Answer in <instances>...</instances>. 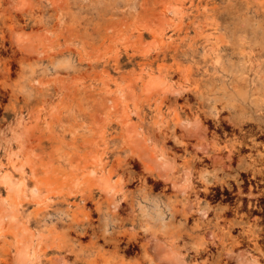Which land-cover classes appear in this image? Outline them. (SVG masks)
<instances>
[{
    "label": "rangeland",
    "instance_id": "1",
    "mask_svg": "<svg viewBox=\"0 0 264 264\" xmlns=\"http://www.w3.org/2000/svg\"><path fill=\"white\" fill-rule=\"evenodd\" d=\"M247 107L264 0H0V264H264L259 189L200 184Z\"/></svg>",
    "mask_w": 264,
    "mask_h": 264
},
{
    "label": "bare ground",
    "instance_id": "2",
    "mask_svg": "<svg viewBox=\"0 0 264 264\" xmlns=\"http://www.w3.org/2000/svg\"><path fill=\"white\" fill-rule=\"evenodd\" d=\"M256 104V103H254ZM254 111H260L261 108H258L257 106L255 108H253ZM252 107H247V108H241L240 112L235 115V118L232 120L233 128L231 127V129L235 130V128L238 130V132L240 134H237V137H235L234 141L231 142L230 144L224 145V147H226L223 150V147H217L215 149V151L211 154H207L206 157L209 158L210 164H219L220 169L223 171V177L222 179H220L219 177H216V174L214 173L212 175L213 179L210 180L209 176L207 177H200L201 179V185L203 186L204 190H207L208 188H210V184H214L216 185V183L224 186H232L230 182H228V179L232 180L240 189H242L241 186H248V188L250 189L249 191V195L252 197H254V194H257L259 196L264 197V188H259L260 184L264 183V155L260 152H258L255 156H253L252 154L249 153H245V149L249 148V149H258L257 143L255 142L254 139L256 136H254L256 134V130L255 127H260V129L263 131L264 133V119L262 118L261 114L259 113H253ZM218 112V111H217ZM247 112H250L249 114H247ZM253 114H256V116H254ZM221 117L216 115V121L220 122ZM224 119V117H222ZM210 119V118H209ZM214 119V118H213ZM226 119V118H225ZM227 120V119H226ZM225 120V121H226ZM223 121V120H222ZM229 122V121H228ZM227 123V122H226ZM221 124V123H220ZM229 124V123H228ZM247 125V126H246ZM229 126V125H228ZM217 127V126H216ZM230 127V126H229ZM225 129V128H224ZM236 130V131H237ZM259 130V129H258ZM259 132V131H258ZM233 133V132H232ZM235 133V132H234ZM237 133V132H236ZM261 135V134H260ZM263 135V134H262ZM258 136V135H257ZM186 143V142H185ZM211 146V145H210ZM216 146V145H215ZM260 147V146H259ZM261 149V148H260ZM251 151V150H250ZM207 153V152H206ZM199 159H202V157H200ZM208 160V159H207ZM194 161V159H193ZM202 161V160H201ZM162 162V161H161ZM198 162V161H196ZM206 162V161H205ZM160 163V162H159ZM200 163V162H199ZM198 163V164H199ZM208 163V162H207ZM161 166L164 168L165 166H167L164 161L162 163H160ZM215 166V165H214ZM217 166V165H216ZM189 171V170H188ZM187 173V172H186ZM189 173V172H188ZM190 174V173H189ZM159 177H162V174L159 173L158 174ZM186 175V174H185ZM191 175V174H190ZM193 175V174H192ZM201 176V174H200ZM186 177V176H185ZM191 178V177H190ZM193 180V176L192 179ZM199 180V179H198ZM199 180V181H200ZM182 185H186L187 178H182L181 180H179ZM179 181L177 182V184L179 183ZM189 182H193V181H189ZM211 182V183H210ZM0 183H2L5 186H8L9 188H11L12 186H14L16 183H18L17 181H15L12 176L8 173V172H0ZM173 185L174 182H172ZM193 184V183H192ZM196 184V181H195ZM199 184V183H197ZM247 184V185H246ZM172 185V184H171ZM179 185V184H178ZM107 186V185H106ZM195 186V185H194ZM193 186V187H194ZM198 186V185H197ZM262 186V185H261ZM185 187V186H184ZM187 187V186H186ZM185 187V188H186ZM202 188V187H201ZM246 188V187H245ZM253 188H257L259 189L258 193H254L251 191V189ZM188 189V188H187ZM186 189V190H187ZM196 189V188H195ZM239 189V190H240ZM256 189V190H257ZM255 190V189H254ZM253 190V191H254ZM189 191V189H188ZM197 191V190H195ZM200 191V190H199ZM209 191V190H208ZM207 191V193H208ZM198 192V191H197ZM202 192V191H201ZM195 193V192H194ZM206 193V192H205ZM206 193V195H208ZM210 193V192H209ZM197 194V193H195ZM247 194V195H248ZM246 195V196H247ZM248 197V196H247ZM257 197V196H256ZM250 198V197H248ZM257 200V198H254ZM259 200V199H258ZM254 202V201H252ZM258 202V201H257ZM262 204V203H260ZM250 205V204H249ZM260 206V205H259ZM258 208V207H257ZM256 208V209H257ZM250 210V209H249ZM249 212V211H248ZM261 218V217H259ZM230 224V223H229ZM259 225V224H258ZM264 225V224H263ZM263 225H261L263 227ZM262 230V229H261ZM264 231V229H263ZM262 231V232H263ZM259 232V231H258ZM264 233V232H263ZM250 235V234H249ZM260 238V237H259ZM23 247V246H22ZM21 249V248H20ZM26 249V248H24ZM168 249V248H167ZM171 253V250H169ZM168 251H165L166 255L169 254ZM173 252V251H172ZM166 255L164 254V256L166 257ZM176 258L175 254H171V255H167L166 257V264H181L180 263V258L179 261ZM178 256V255H177ZM26 256L23 255V262ZM178 258V257H177ZM26 260V259H25ZM184 260V259H183ZM22 262V261H21ZM27 262V261H26ZM162 262V261H161ZM179 262V263H178ZM184 263V262H183ZM161 264V263H160Z\"/></svg>",
    "mask_w": 264,
    "mask_h": 264
}]
</instances>
